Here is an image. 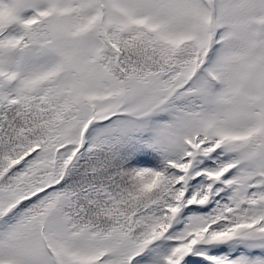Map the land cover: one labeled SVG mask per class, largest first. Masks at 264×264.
<instances>
[{
	"label": "snow or ice",
	"instance_id": "6c2138e0",
	"mask_svg": "<svg viewBox=\"0 0 264 264\" xmlns=\"http://www.w3.org/2000/svg\"><path fill=\"white\" fill-rule=\"evenodd\" d=\"M0 264H264V0H0Z\"/></svg>",
	"mask_w": 264,
	"mask_h": 264
}]
</instances>
